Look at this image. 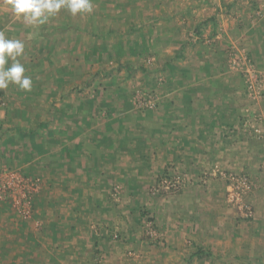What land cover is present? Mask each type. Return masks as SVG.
<instances>
[{
    "label": "crops",
    "instance_id": "1",
    "mask_svg": "<svg viewBox=\"0 0 264 264\" xmlns=\"http://www.w3.org/2000/svg\"><path fill=\"white\" fill-rule=\"evenodd\" d=\"M91 2L90 14L62 8L22 27L40 33L20 37L17 58L32 90H0V166L42 180L31 220L0 201V264H132V230L148 222L165 236L133 264H264V135L243 131L252 104L264 134V96L251 103L228 66L237 45L264 70V0ZM136 84L157 105L133 106ZM221 169L250 178L251 219L227 202ZM177 174L179 190L148 196ZM116 185L122 207L110 202ZM115 218L131 230L122 244L107 228Z\"/></svg>",
    "mask_w": 264,
    "mask_h": 264
},
{
    "label": "built area",
    "instance_id": "2",
    "mask_svg": "<svg viewBox=\"0 0 264 264\" xmlns=\"http://www.w3.org/2000/svg\"><path fill=\"white\" fill-rule=\"evenodd\" d=\"M231 69L240 72L243 75L246 84V95L252 103L259 102L264 96V70L258 69L252 58L239 49L232 47L229 53ZM144 94L148 95L146 91ZM141 100L138 96L134 103L139 107H154L156 103L155 97H145ZM7 101L0 95V107H5ZM252 104L245 108V119L243 122V131L249 136L258 139L263 137V128L261 126L262 116L255 112L252 114ZM226 179L227 202L236 207L245 216L253 213V207L245 202V195L252 189L250 178L246 174H238L235 172H222L218 170ZM181 176H173L172 178H164L158 184V188L162 190L179 189L181 186ZM41 184L35 178L25 176L20 171L12 169H4L0 172V197L7 198L10 201L14 212L23 218H32L33 200L35 195L40 192ZM252 210V211H251ZM38 225V224H37ZM39 226V225H38Z\"/></svg>",
    "mask_w": 264,
    "mask_h": 264
},
{
    "label": "rangeland",
    "instance_id": "3",
    "mask_svg": "<svg viewBox=\"0 0 264 264\" xmlns=\"http://www.w3.org/2000/svg\"><path fill=\"white\" fill-rule=\"evenodd\" d=\"M21 20V21H19ZM21 24V25H20ZM0 25H2L3 29H1L0 31H3V30H7V31H10V33L13 34V38L16 37V38H28L27 36H32V37H40V33H36L35 31H33V33H25L24 29H22V27H27L29 25H27L24 20L22 19V17H17L11 10V8L6 5L4 3V0H0ZM20 25V27H19ZM20 28L22 29V33H20ZM18 39L21 41V39ZM232 47H235L237 49H239L241 52L243 53H246L249 55V53L242 47H238L237 45L235 46H231ZM231 48L229 50H231ZM230 53V52H229ZM151 60H147L146 62H143V64L145 63L149 68H151ZM228 66H229V69L230 70H233L231 69L230 67V57L228 58ZM258 69H262L260 67L257 66ZM235 71V70H233ZM235 72H238V71H235ZM240 73V72H238ZM241 74V73H240ZM245 81V80H244ZM139 82V81H138ZM140 85L139 84H136V87L133 89L134 90V93L132 94V102L134 103V100L135 98L138 96L141 100H144L145 98L142 96V94L147 97L149 95V97H152L153 95L152 94H144V90L143 88L139 87ZM246 86V85H245ZM4 99L6 100V98L4 97ZM263 99V98H262ZM134 105L138 108L139 105H136L134 103ZM146 106H144L143 108H145ZM6 108L5 107H0V112H2L4 109ZM142 108V107H141ZM4 169H8L6 165H1L0 166V172ZM18 169V168H17ZM17 169H14L15 171ZM222 170V169H221ZM17 171H21L20 169H18ZM222 172H226L227 171H224L222 170ZM235 173H238V174H241L239 172H235ZM219 174V173H218ZM221 175V174H219ZM175 176H181V186L184 182V178L182 177V175L180 174H177ZM222 176V175H221ZM28 177L30 178H35V180H38L39 184H41V187H40V192L38 194L35 195V198L41 193L42 191V180L40 177L36 176V175H28ZM223 177V176H222ZM166 178V177H165ZM164 178L160 179L158 182H156L154 185L151 186L150 190H149V194L148 196L151 198L152 196H155V194L159 193V191H165V192H171V191H177L178 189H171V190H162V189H159L158 188V184H160L161 180H163ZM226 180V179H225ZM180 186V187H181ZM180 189V188H179ZM227 190V188H226ZM253 191V185H252V189L251 191L245 195V202L247 204H249L251 207H253L252 203H250V194L251 192ZM227 193V192H226ZM127 197H129L128 194H126L124 191H122V188L120 185H116L114 186L113 190H112V193H111V196H110V202L112 204V206H117V207H122V205H124L125 203H128V199ZM226 197H227V194H226ZM1 198V197H0ZM115 203V204H114ZM230 205V204H229ZM231 206V205H230ZM237 213L238 215L244 219V220H249L251 219L253 216H254V207H253V213L251 212V215L250 216H245L243 215V213L245 212H241L239 211L236 207L234 206H231ZM118 209V208H117ZM119 210V209H118ZM10 211L13 213V209H10ZM115 211V210H114ZM252 211V210H251ZM120 212V211H119ZM118 212V213H119ZM14 214V217L17 218V221L20 220V223H24V221L21 222V220H31L33 219V215H32V218H23V217H20V215L16 214V213H13ZM120 217V216H118ZM116 217V218H118ZM115 218V220H116ZM114 221V220H113ZM122 221V220H121ZM120 220H116V222H113V223H110V226H107V228L110 230L111 234L113 235V238L114 240L118 241L119 243H123L126 241V239L128 238V234H131V230L128 229V227L126 225H123L121 223ZM39 226L40 224L37 223ZM37 225V226H38ZM39 226L36 227L34 225V229H39ZM134 233V234H133ZM132 236H134L135 238H138L140 237L141 239H137L136 241H133L131 244H130V247L131 248H127L126 249V252L128 254V256L131 258L130 260V263H136L138 262L139 260L143 259L146 257V250H149V247H150V250L152 249V244H155V242H157L158 240H161L163 238L164 233L161 231V230H158L155 226L152 225L151 222H148L146 225H142V226H138L137 228H134L132 230ZM144 241V242H143ZM142 256H144V258H141ZM248 261V259H247Z\"/></svg>",
    "mask_w": 264,
    "mask_h": 264
},
{
    "label": "clouds",
    "instance_id": "4",
    "mask_svg": "<svg viewBox=\"0 0 264 264\" xmlns=\"http://www.w3.org/2000/svg\"><path fill=\"white\" fill-rule=\"evenodd\" d=\"M17 17H22L27 25L38 27L54 17L62 8L77 14H90L93 11L91 0H4ZM25 45L18 39H8L0 31V90L15 84L20 89L31 91L33 84L26 76L24 66L18 61L24 53ZM11 61V64H9Z\"/></svg>",
    "mask_w": 264,
    "mask_h": 264
},
{
    "label": "trees",
    "instance_id": "5",
    "mask_svg": "<svg viewBox=\"0 0 264 264\" xmlns=\"http://www.w3.org/2000/svg\"><path fill=\"white\" fill-rule=\"evenodd\" d=\"M42 63L43 62H41L40 60L38 61V63H37V67L38 68H41L42 67ZM50 63H53V60H50ZM101 72V74H104V75H108L109 73H110V71H107V70H105V69H103V70H100ZM106 71V72H105ZM112 83V82H111ZM108 85H110V81H101V82H99V84L98 85H96V89L97 90H100V89H104V88H108ZM96 90V91H97ZM153 93L155 92V91H153V90H151ZM149 94V93H148ZM0 95L1 96H4L3 95V92H0ZM97 96V94L96 93H94V97H96ZM6 101H7V105H8V100L6 99ZM6 105V106H7ZM155 105H157V102L155 103ZM133 106H134V104H133ZM145 108H152V107H145ZM107 114V113H106ZM7 168H9V169H12V170H14V169H17V168H14V167H12V166H7ZM18 170V169H17ZM22 174H24L25 176H28V174L27 173H25V172H22V171H20ZM31 176V175H30ZM163 178H165V177H163ZM166 178H172L171 176H168V177H166ZM162 179V178H161ZM179 190V189H178ZM160 192V191H159ZM0 201H2L3 203H5V202H7V209H8V212L9 213H11V214H13V213H15V212H11L10 211V209H12V207H11V204H10V201H9V199H7V198H0ZM34 201H35V198H34V200H33V217H34ZM14 211V210H13ZM113 236V235H112ZM199 253H204V251L203 250H198V254ZM204 256H208V255H204ZM194 257H191V259L188 261V262H190L192 259H193ZM198 258H202L200 255L198 256Z\"/></svg>",
    "mask_w": 264,
    "mask_h": 264
}]
</instances>
